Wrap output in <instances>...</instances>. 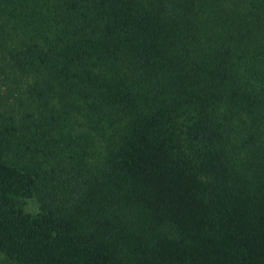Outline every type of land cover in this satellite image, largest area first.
<instances>
[{
  "label": "trees",
  "instance_id": "16d2710c",
  "mask_svg": "<svg viewBox=\"0 0 264 264\" xmlns=\"http://www.w3.org/2000/svg\"><path fill=\"white\" fill-rule=\"evenodd\" d=\"M0 253L12 264H264V0H0ZM51 105L122 124L71 154ZM64 122V121H63ZM59 127V128H58ZM35 198L40 211H25Z\"/></svg>",
  "mask_w": 264,
  "mask_h": 264
},
{
  "label": "rangeland",
  "instance_id": "374dc122",
  "mask_svg": "<svg viewBox=\"0 0 264 264\" xmlns=\"http://www.w3.org/2000/svg\"><path fill=\"white\" fill-rule=\"evenodd\" d=\"M24 37L23 30L12 19L0 14V44L16 46ZM34 83L35 79L32 75L0 62L2 111L17 121L23 120V117L28 114H36L35 119L41 120L37 112L41 105V97L32 92ZM49 108L56 109L55 114L62 117V121L58 122L59 127L62 128L58 138H61L62 134L65 135V141H61L60 145L67 144L71 154L78 150L85 151L89 155L90 161L98 163L106 156L108 146L120 139L122 124L109 121L99 124L92 123L76 112L70 113V115L65 114L58 104L51 105L50 103ZM24 208L31 214H37L40 211L35 198L28 199ZM0 264L12 263L0 253Z\"/></svg>",
  "mask_w": 264,
  "mask_h": 264
}]
</instances>
